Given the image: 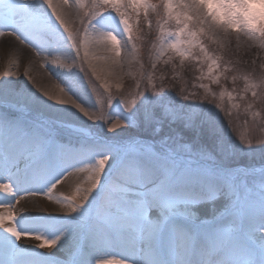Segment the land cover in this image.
<instances>
[{
	"label": "snow or ice",
	"instance_id": "snow-or-ice-1",
	"mask_svg": "<svg viewBox=\"0 0 264 264\" xmlns=\"http://www.w3.org/2000/svg\"><path fill=\"white\" fill-rule=\"evenodd\" d=\"M42 3L47 15H41L25 0H0V37L15 36L22 46L34 49L41 69H48L49 65L65 71L79 68L91 97L96 98V110L85 109L59 83L53 87L40 85L36 76L26 69L23 75L28 77V83L53 104L71 107L89 121L105 123L108 132L124 127L120 119L109 120L104 107L110 109L115 102L124 114H128L143 96L138 99V93L130 91L120 100L113 101L112 88L117 92L123 88L122 52L117 51L122 44L117 42L119 38L112 30L99 31L94 26L98 18L111 12L122 29L123 16L119 8L109 6L104 0H42ZM37 46L41 50L38 51ZM65 46L75 53L71 62L62 53ZM44 51H50L52 55H45ZM80 60L83 64L78 65ZM85 64L88 71L84 70ZM15 75L12 71L0 73L6 78ZM227 79L232 81L234 78ZM100 90L104 92L103 99ZM183 92L181 88L179 94L183 95ZM151 94L158 95L154 87ZM7 95L4 93L5 98L0 99L5 108L8 106ZM15 95L21 96L23 101L18 110L26 112L34 98L23 97L22 93ZM231 95L232 109L239 110L242 103L245 117L251 116L255 121L260 116L254 109L257 102L264 103V82L242 88L238 94L233 91ZM183 98L188 99V96ZM225 98L227 96L209 99L206 91L200 99L208 100L216 110L230 117L229 124L240 144L252 146L251 139L237 132L232 112H227L223 106ZM152 119L158 123L164 119H179L190 126L199 119V112L192 109L179 113L166 105H153L145 110V120ZM74 130L80 132L83 139L75 144L63 143L43 127L27 125L21 116L11 117L8 111L0 110V185L4 186L0 193L7 197L0 198V214L12 217L10 222L0 224V264H177L172 259L165 261L161 255V242L165 239L169 218L157 200L166 177L152 181L146 194L137 193L139 199L124 201L119 195L130 191L123 182L126 174L140 177L148 173V165L164 159L163 154L149 142L101 143L86 131ZM256 143L264 145V138L257 139ZM180 148L191 152L189 145ZM168 152L171 153V149ZM203 158L212 159L208 155ZM241 174L259 178L253 181L261 193L258 208L255 201H250L249 207L251 211H259L262 222L254 230L247 225L220 229L221 241L208 248L202 264H256L251 257L257 250L262 257L261 264H264V167L252 172L229 170L228 196L235 194L232 181ZM81 175L86 178L84 186H77L72 195H57L59 186L70 177ZM222 191L209 185L192 198V204L214 202ZM36 197L59 205L65 215L44 213L34 199ZM21 201L36 211L17 208ZM184 215L196 218L195 212H185ZM21 221L25 224L23 228L20 227ZM68 237L70 246L65 257L51 256V251ZM22 239L31 243V248L23 246ZM239 240H246L251 245L245 249L248 258L237 257ZM195 241V236L181 240L179 264H185L183 252L189 243L195 247ZM118 254L119 260L103 259Z\"/></svg>",
	"mask_w": 264,
	"mask_h": 264
},
{
	"label": "rangeland",
	"instance_id": "rangeland-1",
	"mask_svg": "<svg viewBox=\"0 0 264 264\" xmlns=\"http://www.w3.org/2000/svg\"><path fill=\"white\" fill-rule=\"evenodd\" d=\"M25 2L41 15H47L42 0ZM104 3L118 7L123 16L122 29L111 12L94 22L99 31L112 30L119 38L117 42L122 44L117 51L122 52L123 88L120 92L112 88L113 101L130 91L138 93V99L143 96L128 114L115 102L110 109L104 107L109 120L120 119L124 127L108 132L105 123L89 121L71 107L41 101V97L42 107L38 109L30 106L21 113L17 107L5 108L0 104V110L21 116L27 125L41 126L52 135L59 134L70 141L83 139L80 132L74 130L79 129L101 143L121 144L131 140L152 143L165 158L148 165L156 175L141 187L143 193H147L152 181L166 177L157 202L167 209V203L176 199L193 205L195 195L191 192L199 195L213 185L223 189L220 198L193 205L199 209L200 218L215 219V225L209 229L214 239L208 245L221 241L219 230L225 227L243 228L250 223L254 230L262 220L259 211H251L249 205L250 201H255L258 208L261 193L253 181L259 178L239 175L232 181L235 194L231 197L227 195L226 185L231 179L229 170L252 172L264 167V145L256 143L257 139L264 138V103L255 105L254 110L260 116L253 121L255 118L245 117L242 103L241 108L235 110L229 101L233 99V91L238 94L242 88L264 82V0H104ZM61 50L71 62L75 53L66 46ZM43 70L51 77V82L47 80L44 86L59 83L85 109L96 110V98L91 97L79 68L65 71L49 65ZM84 70L88 71L86 64ZM88 74L91 76L90 72ZM227 77L234 79L230 81ZM153 87L157 96L151 94ZM181 88L183 95L179 94ZM206 91L209 99L227 96L222 101L223 106L227 112H232L239 135L251 139L252 146L240 144L229 124L230 117L216 110L208 100L200 99ZM100 95L103 99V90ZM153 105H166L179 113L196 109L199 119L190 126L179 119H164L160 123L156 119L146 121L145 110ZM181 145H189L191 152H185ZM204 155L212 159H204ZM173 186H180L189 194H184L182 199L178 190L170 192ZM249 247L246 240H239L237 257L248 258L245 249ZM251 258L261 264L258 250Z\"/></svg>",
	"mask_w": 264,
	"mask_h": 264
},
{
	"label": "bare ground",
	"instance_id": "bare-ground-1",
	"mask_svg": "<svg viewBox=\"0 0 264 264\" xmlns=\"http://www.w3.org/2000/svg\"><path fill=\"white\" fill-rule=\"evenodd\" d=\"M40 48L37 46V49ZM39 51V50H38ZM50 51H44L43 54L49 53ZM4 61V62H3ZM40 61H37L35 58V50L30 47L22 46L15 36H2L0 37V73H4L7 71L15 72L16 75L11 78H6L0 76V99H4V93H7L6 99L8 100V105H16L17 109L20 103H22L21 96L15 95L16 93H22L23 97H33V103L31 106H34L38 109L41 106L40 97L43 98L41 101H47L40 93L36 92L35 88H32V85L28 83V77L24 76L23 73L26 69L30 70L33 75L36 76L37 82L44 86L49 81V77L45 70L39 67ZM70 89V88H69ZM13 108V107H12ZM41 110V109H39ZM11 117H17L12 116ZM55 138L60 140L63 143H71L75 144L78 141H70L59 134L53 135ZM150 171L140 177H137L135 174H126L123 177V182L127 184L130 191L128 193H120L119 195L123 197L124 201H133L139 199L141 197L137 196V193L142 192V186L146 184V182L151 181L155 177L154 170H152L149 166ZM85 177L74 176L70 177L62 186L58 187L57 195H72L77 186H84L83 182ZM3 185H0V190L3 189ZM178 190L180 192L182 199L184 194H189V191H184L180 186H173L170 189V192L175 193L174 191ZM185 192V193H184ZM193 195H197L194 191L191 192ZM178 196V193H176ZM0 198H7L5 194L0 193ZM37 203L40 204V208L44 213L55 214V215H65V213L59 210V205L52 204L47 200H43L40 197L34 198ZM160 204L159 202H157ZM204 205V204H203ZM188 202H178V200H174L172 202L167 203L165 209L163 207L164 214L169 218L168 224L166 225L165 230V239L161 242V255L165 261L169 259L177 261L179 264V260L181 259L179 245L181 240H187L189 236H195V247L188 244L183 252V259L185 264L188 261L191 264H202V259L205 257V254L208 250V244L211 243L214 237L209 233V229L211 226H214L215 219L214 218H200L199 217V209L197 207H192ZM17 208L24 209L25 211H36L30 206H26L24 201H21ZM202 208V207H200ZM185 212H195L196 218L192 219L191 216L184 215ZM12 217L5 216L0 214V224L4 222H10ZM251 227L250 223L246 224ZM25 224L23 221L20 222V227H24ZM19 239V237H17ZM20 243L25 246L31 248L32 244L21 240ZM34 243V242H33ZM70 246V237L61 241L56 248H54L50 255L53 257H57L63 259L65 257L66 251ZM119 253V250H117ZM105 260H119V254L117 256H106L103 257Z\"/></svg>",
	"mask_w": 264,
	"mask_h": 264
}]
</instances>
